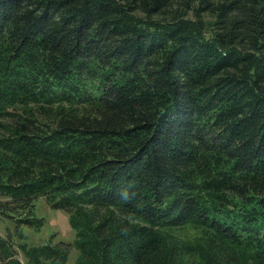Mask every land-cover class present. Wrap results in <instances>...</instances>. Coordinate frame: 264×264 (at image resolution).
Segmentation results:
<instances>
[{"label": "trees", "instance_id": "1", "mask_svg": "<svg viewBox=\"0 0 264 264\" xmlns=\"http://www.w3.org/2000/svg\"><path fill=\"white\" fill-rule=\"evenodd\" d=\"M39 199L73 243L0 264H264V0H0V219Z\"/></svg>", "mask_w": 264, "mask_h": 264}, {"label": "rangeland", "instance_id": "2", "mask_svg": "<svg viewBox=\"0 0 264 264\" xmlns=\"http://www.w3.org/2000/svg\"><path fill=\"white\" fill-rule=\"evenodd\" d=\"M205 20L210 19L205 16ZM208 33L209 28L204 30ZM35 215L43 219V226L39 230H33L25 226L17 227L13 221L9 219H0V236H6L8 233L13 237V242L17 245L20 241H24L28 245H40L47 242L55 244L62 241L67 244H72L75 236L74 232L69 226L68 219L65 213L60 210H52L50 206L44 201L39 199L35 203ZM188 235L193 237L197 232H192L186 229ZM19 236L23 240L19 239ZM68 260L66 264H77L79 261V253L72 246L68 247ZM18 258L22 260L21 255Z\"/></svg>", "mask_w": 264, "mask_h": 264}]
</instances>
